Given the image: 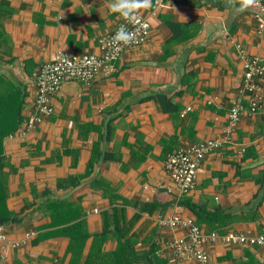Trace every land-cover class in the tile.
Segmentation results:
<instances>
[{"label":"crops","instance_id":"0c3cea01","mask_svg":"<svg viewBox=\"0 0 264 264\" xmlns=\"http://www.w3.org/2000/svg\"><path fill=\"white\" fill-rule=\"evenodd\" d=\"M110 2L0 0V77L27 93L21 125L4 139L6 203L21 218L4 225L2 264H69L70 239L62 225H51L56 202L86 222L90 237L79 264H86L103 215L113 209L120 232L111 233L104 252L116 249L121 233L137 254L129 255L133 264H149V252L164 264H184L165 246L183 230L159 221L175 214L197 221L188 203L224 214L220 220L227 223L200 224L204 234L217 233L205 243L211 264H264L262 247L222 239L229 231L264 234L260 114L241 115L231 142L202 160L188 192L181 194L165 169L170 152L226 130L243 78L236 45L264 61V17L254 8L234 15L225 0H164L159 6L152 0L141 10L151 24L149 39L124 49L89 82L64 81L51 97L53 114L27 126L39 67L59 51L100 53L101 37L120 21ZM177 38L183 39L169 44ZM96 154L101 156L85 176ZM106 188L120 197L113 205Z\"/></svg>","mask_w":264,"mask_h":264},{"label":"built area","instance_id":"2783aa9c","mask_svg":"<svg viewBox=\"0 0 264 264\" xmlns=\"http://www.w3.org/2000/svg\"><path fill=\"white\" fill-rule=\"evenodd\" d=\"M154 1L157 6L164 3V0ZM259 5L260 7L251 8L257 10L261 17H264V0H259ZM121 24H124L129 31H136L137 39L129 45H121L117 51L110 46L109 42ZM261 27L264 28V23ZM150 29L151 24L143 15H140L138 20L132 23H128L120 17L117 26L101 37L100 53L59 51L53 59L43 63L34 75L36 88L33 103L34 114L27 126L29 128L35 127L53 114L51 97L59 91L64 81L89 82L95 79L103 71L110 68L112 62L119 58L124 49L144 44L149 39ZM236 49L243 59V78L239 95L233 101L229 111L226 130L221 135L175 149L165 159V169L181 194L194 187L202 160L209 153L219 150L226 143L231 142V133L236 128L243 113L247 115L260 114L264 119V61L259 56L250 55L238 44ZM159 224L171 228L180 227L183 230L184 235L182 237L168 239L165 246L172 250L179 259L186 261L184 264H211L205 243L216 238V232L206 235L194 219L184 218L180 214H175L168 219H161ZM6 239L4 225H1L0 245ZM222 239L226 244H252L264 249V234L251 236L229 231L222 235ZM2 261L3 257L0 253V264Z\"/></svg>","mask_w":264,"mask_h":264},{"label":"trees","instance_id":"16d2710c","mask_svg":"<svg viewBox=\"0 0 264 264\" xmlns=\"http://www.w3.org/2000/svg\"><path fill=\"white\" fill-rule=\"evenodd\" d=\"M182 39L183 38H177L169 44L181 41ZM26 95L27 93L21 86L14 85L8 79L0 77V226L18 222L21 218V213L11 212L6 203L8 197V174L4 171V168L7 165V160L4 156V139L20 127L23 120L22 109ZM99 156L101 155L96 154V156L90 160L85 176L90 174L94 163L98 160ZM101 183L104 187L109 186L107 185L108 182L106 180H102ZM75 184L78 183L75 182ZM102 185L99 184V186ZM104 191H112V193H106L110 197L112 205L117 199H120L118 195L113 193V190L106 188ZM56 203L62 204L61 202ZM56 203L51 204V225L55 227L63 226L64 230L61 231V233L65 234L70 239L67 249L68 253L71 254L69 264H79L83 256L86 242L90 237L86 222L80 218V214L79 217H77L76 214H73L70 207L63 210V207L58 208ZM188 206L195 213L197 217L196 223L199 226L201 223L212 225L214 221H217L220 224L227 223L225 220H220L221 215L224 214L219 209H216V213H207L202 207L193 203H188ZM59 217H66V219H59ZM119 219L120 217L116 209H113V214L104 213L102 219L103 230L101 233L94 235L90 252L85 259L86 264H133L134 259H130L129 255L132 254V256H135L137 254L131 249V241L126 239L121 233L118 234V245L116 249L112 252L103 251L104 242L110 238L111 233L115 231L120 232ZM110 222L114 224L112 230H110ZM122 239L125 241H122ZM150 255H152L151 252L144 254V259L147 260L149 264H164L163 262L165 261L155 255H152L153 260H150L148 258Z\"/></svg>","mask_w":264,"mask_h":264},{"label":"clouds","instance_id":"9594fccd","mask_svg":"<svg viewBox=\"0 0 264 264\" xmlns=\"http://www.w3.org/2000/svg\"><path fill=\"white\" fill-rule=\"evenodd\" d=\"M225 3L232 8L234 15L247 10L249 7H260L259 0H225ZM237 4L239 7H236ZM107 7L111 12L118 13L126 22L132 23L142 15L141 10L152 7V0H111ZM144 27H147V25H144ZM136 39L137 32L129 31L124 24H121L109 44L118 51L121 45H129L135 42Z\"/></svg>","mask_w":264,"mask_h":264}]
</instances>
